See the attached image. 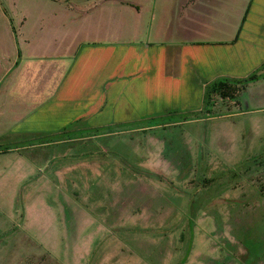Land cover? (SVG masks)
I'll list each match as a JSON object with an SVG mask.
<instances>
[{
	"label": "crops",
	"instance_id": "crops-1",
	"mask_svg": "<svg viewBox=\"0 0 264 264\" xmlns=\"http://www.w3.org/2000/svg\"><path fill=\"white\" fill-rule=\"evenodd\" d=\"M8 27L13 53H3L9 62L0 67V147L5 138L11 146L0 148V180L30 181V201L76 179L65 170L77 162L63 150L28 151L78 140L19 144L197 111L213 81L244 79L264 65V0H33L19 33ZM73 216L78 239L89 226L82 212ZM21 218L49 230L0 241V264H19L22 253L12 256L19 248H49L46 233L62 228L59 212L33 201ZM12 224L0 215L1 233Z\"/></svg>",
	"mask_w": 264,
	"mask_h": 264
},
{
	"label": "rangeland",
	"instance_id": "rangeland-1",
	"mask_svg": "<svg viewBox=\"0 0 264 264\" xmlns=\"http://www.w3.org/2000/svg\"><path fill=\"white\" fill-rule=\"evenodd\" d=\"M32 1L0 0V67L9 62L3 53H13L8 24L19 33ZM240 101L232 114L194 120L161 114L131 122L126 131L92 132L64 139L78 142L28 151H66L77 163L65 171L77 178L67 185L61 180L40 200V194L29 198L59 212L62 228L46 233L49 248H19L12 256L22 253L19 264H264V80L251 84ZM140 128L148 131L135 132ZM6 140L0 148L11 146ZM32 186L0 180V215L13 223L0 241L49 230L21 218L32 204L26 198ZM73 212H82L89 226L78 239L70 231Z\"/></svg>",
	"mask_w": 264,
	"mask_h": 264
},
{
	"label": "trees",
	"instance_id": "trees-1",
	"mask_svg": "<svg viewBox=\"0 0 264 264\" xmlns=\"http://www.w3.org/2000/svg\"><path fill=\"white\" fill-rule=\"evenodd\" d=\"M260 80H264V65L244 79H233L228 77L219 78L206 88L203 109L195 115H191L192 113L178 115V119L182 120L187 118V120H194L232 114L234 111L242 108L240 100L244 92L247 91V88ZM130 125L133 124L125 123L115 126L94 128L78 133L76 136L83 139L87 136H92V132H94V135H108L129 130L131 127ZM154 126L156 125L152 124L149 128ZM61 137L62 139L72 138L70 133H63L59 136V138Z\"/></svg>",
	"mask_w": 264,
	"mask_h": 264
}]
</instances>
